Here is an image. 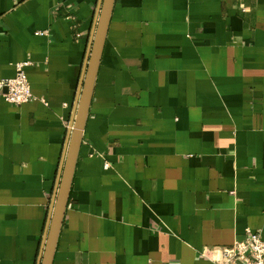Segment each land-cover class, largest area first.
<instances>
[{
  "label": "crops",
  "instance_id": "1",
  "mask_svg": "<svg viewBox=\"0 0 264 264\" xmlns=\"http://www.w3.org/2000/svg\"><path fill=\"white\" fill-rule=\"evenodd\" d=\"M103 0H0V264H40ZM264 239V0H114L52 264H216Z\"/></svg>",
  "mask_w": 264,
  "mask_h": 264
},
{
  "label": "water",
  "instance_id": "2",
  "mask_svg": "<svg viewBox=\"0 0 264 264\" xmlns=\"http://www.w3.org/2000/svg\"><path fill=\"white\" fill-rule=\"evenodd\" d=\"M114 0H103L94 38L89 52V58L81 86L80 99L77 105L69 148L61 171L59 188L52 208L50 224L45 237V244L40 264H52L59 233L63 223L65 210L73 174L77 162L79 148L82 142L83 131L91 104L99 63L106 39L107 29L113 9Z\"/></svg>",
  "mask_w": 264,
  "mask_h": 264
},
{
  "label": "built area",
  "instance_id": "3",
  "mask_svg": "<svg viewBox=\"0 0 264 264\" xmlns=\"http://www.w3.org/2000/svg\"><path fill=\"white\" fill-rule=\"evenodd\" d=\"M30 65L28 61L20 62L13 78L0 80V101L20 106L36 99L26 72ZM220 253L216 264H264V239L261 232L248 229L244 240L222 248Z\"/></svg>",
  "mask_w": 264,
  "mask_h": 264
}]
</instances>
